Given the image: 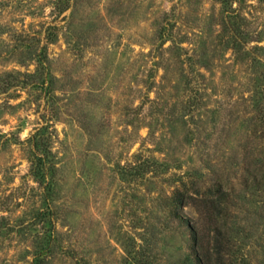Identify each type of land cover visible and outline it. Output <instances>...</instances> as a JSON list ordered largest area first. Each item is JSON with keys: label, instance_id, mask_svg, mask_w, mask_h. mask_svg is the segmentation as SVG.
Here are the masks:
<instances>
[{"label": "rangeland", "instance_id": "1", "mask_svg": "<svg viewBox=\"0 0 264 264\" xmlns=\"http://www.w3.org/2000/svg\"><path fill=\"white\" fill-rule=\"evenodd\" d=\"M217 186L264 264V0H0V264H189Z\"/></svg>", "mask_w": 264, "mask_h": 264}, {"label": "trees", "instance_id": "2", "mask_svg": "<svg viewBox=\"0 0 264 264\" xmlns=\"http://www.w3.org/2000/svg\"><path fill=\"white\" fill-rule=\"evenodd\" d=\"M195 187L194 192L199 194L197 186ZM205 196L200 201L203 202L205 208L207 228L200 231L196 225L189 223V219L184 220L192 232V246L187 256V262L189 264H249L246 261L234 263L226 256L230 251V240L226 229L228 193L217 186L205 191ZM172 200L176 211L189 202L197 201L196 197L188 192L187 187L178 190ZM205 230L206 232H204ZM203 232L204 234H202ZM211 232H213L212 235L209 234Z\"/></svg>", "mask_w": 264, "mask_h": 264}]
</instances>
